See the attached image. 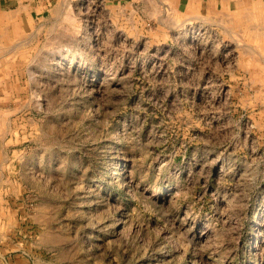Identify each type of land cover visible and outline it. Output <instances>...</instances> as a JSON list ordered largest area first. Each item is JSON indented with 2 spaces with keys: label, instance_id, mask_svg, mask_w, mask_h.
<instances>
[{
  "label": "rangeland",
  "instance_id": "rangeland-1",
  "mask_svg": "<svg viewBox=\"0 0 264 264\" xmlns=\"http://www.w3.org/2000/svg\"><path fill=\"white\" fill-rule=\"evenodd\" d=\"M162 6L0 35V264H264V10Z\"/></svg>",
  "mask_w": 264,
  "mask_h": 264
},
{
  "label": "crops",
  "instance_id": "crops-1",
  "mask_svg": "<svg viewBox=\"0 0 264 264\" xmlns=\"http://www.w3.org/2000/svg\"><path fill=\"white\" fill-rule=\"evenodd\" d=\"M52 0H0V35L15 29L19 17H28L30 8ZM125 3H144L148 0H119ZM165 4L182 18H240L241 13L264 10V0H151ZM29 9V10H28ZM25 13V14H23ZM249 18L257 15L249 14ZM8 36V35H7Z\"/></svg>",
  "mask_w": 264,
  "mask_h": 264
},
{
  "label": "bare ground",
  "instance_id": "bare-ground-1",
  "mask_svg": "<svg viewBox=\"0 0 264 264\" xmlns=\"http://www.w3.org/2000/svg\"><path fill=\"white\" fill-rule=\"evenodd\" d=\"M163 7V6H162Z\"/></svg>",
  "mask_w": 264,
  "mask_h": 264
}]
</instances>
